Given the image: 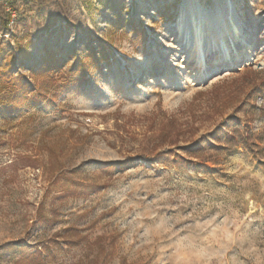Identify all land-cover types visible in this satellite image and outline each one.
<instances>
[{"label":"rangeland","instance_id":"rangeland-1","mask_svg":"<svg viewBox=\"0 0 264 264\" xmlns=\"http://www.w3.org/2000/svg\"><path fill=\"white\" fill-rule=\"evenodd\" d=\"M200 1L229 23L228 0ZM230 1L250 58L195 81L182 0H0V71L31 80L52 53L63 72L44 100L0 106V264L55 237L52 264H89L67 228L107 264H264V0ZM169 127L227 150L152 156Z\"/></svg>","mask_w":264,"mask_h":264},{"label":"trees","instance_id":"trees-1","mask_svg":"<svg viewBox=\"0 0 264 264\" xmlns=\"http://www.w3.org/2000/svg\"><path fill=\"white\" fill-rule=\"evenodd\" d=\"M8 20L2 23L4 26L8 25ZM60 61L52 54L48 53L46 60L43 65L32 73V79L22 81L23 75L19 74V71H14L10 65H6L3 67V70L0 71V106H3L6 110L9 111H19L24 107H31L34 103L44 100L46 95L50 93V90L59 89V85L56 86L58 78H62L59 68ZM81 70H86L87 67L82 65L80 67ZM61 73V74H60ZM76 73V71H74ZM71 74V73H70ZM72 75H74L72 73ZM65 76V75H64ZM43 79V84H38L36 79ZM62 86L65 85L67 79L62 80ZM56 86V87H55ZM61 88V87H60ZM191 127H184L176 129L175 127H169L167 131L163 132L159 136V142L154 145L151 149V154L156 155L157 157H161L162 155L169 154L171 157H177L172 150L157 152L159 147L167 146L170 147H178L189 157L201 159L203 161H207L205 157L208 152L217 155L227 149L222 147V143L217 141L216 145H212L210 141L206 143L205 147L202 146V142L209 137H201L199 139H191L190 137L194 135V132L190 135L186 136V131H189ZM223 134H227V131H223ZM188 137L190 141L188 142L186 147H179L178 140L179 138ZM205 140V141H206ZM157 152V153H156ZM146 162H150L151 159L145 158L143 159ZM58 236V235H57ZM55 238H50L48 241L41 243L40 247H37L33 252L25 254L19 257L17 260L13 262V264H52L55 261V257L52 252H50V248H55L60 244ZM63 241L62 246L66 248H76L81 245L86 246L89 251V255L86 254L85 258L89 264H107L108 260L112 258V253H105L104 249L100 247L101 239H97L94 243H89L87 239L83 236L81 237L77 230L74 228H67L63 231ZM91 246H98V252L94 255L90 250ZM92 255V259H89V256Z\"/></svg>","mask_w":264,"mask_h":264},{"label":"bare ground","instance_id":"bare-ground-1","mask_svg":"<svg viewBox=\"0 0 264 264\" xmlns=\"http://www.w3.org/2000/svg\"><path fill=\"white\" fill-rule=\"evenodd\" d=\"M201 6H204L200 0H182L180 4L179 22L177 25V38L183 34V31L187 28L181 22L183 15H187L190 18V28L192 32L191 40H185L184 47L186 51L190 50V59L194 61V66L191 68V72L188 74L195 78V81H204L211 77V72L220 69L221 66L234 67L243 58L248 60L250 57V51L248 48L250 45L247 43L245 32L241 24L236 21L235 13L233 12V6L230 0L227 1L228 8V24L222 25L221 29H212L214 26L213 18L206 12L199 11ZM205 28H211L208 35L211 37V41L204 45ZM223 31L228 32V41L232 44V48L225 41L224 37H221ZM235 45L238 47V52L235 50ZM218 54V55H216ZM210 58V63L207 59ZM194 72V73H193Z\"/></svg>","mask_w":264,"mask_h":264}]
</instances>
